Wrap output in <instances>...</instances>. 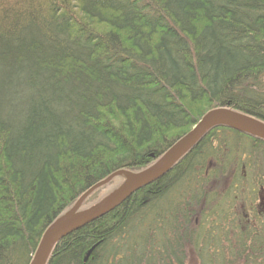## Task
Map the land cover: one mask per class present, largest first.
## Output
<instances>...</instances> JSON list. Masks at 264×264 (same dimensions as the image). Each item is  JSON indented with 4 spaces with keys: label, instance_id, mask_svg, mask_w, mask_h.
<instances>
[{
    "label": "trees",
    "instance_id": "obj_1",
    "mask_svg": "<svg viewBox=\"0 0 264 264\" xmlns=\"http://www.w3.org/2000/svg\"><path fill=\"white\" fill-rule=\"evenodd\" d=\"M219 108L264 122V0H0V264H29L81 195L149 167ZM188 253L264 264L263 140L214 127L46 264Z\"/></svg>",
    "mask_w": 264,
    "mask_h": 264
},
{
    "label": "water",
    "instance_id": "obj_2",
    "mask_svg": "<svg viewBox=\"0 0 264 264\" xmlns=\"http://www.w3.org/2000/svg\"><path fill=\"white\" fill-rule=\"evenodd\" d=\"M217 126L227 127L264 141V122L224 108L209 111L149 167L139 172L117 171L81 195L70 209L44 231L29 264H46L53 247L61 239L110 213L136 191L162 178L197 145L208 131ZM118 177L124 178L120 186L105 196L97 205L82 209L84 201L94 191Z\"/></svg>",
    "mask_w": 264,
    "mask_h": 264
},
{
    "label": "rangeland",
    "instance_id": "obj_3",
    "mask_svg": "<svg viewBox=\"0 0 264 264\" xmlns=\"http://www.w3.org/2000/svg\"><path fill=\"white\" fill-rule=\"evenodd\" d=\"M121 181V182H120ZM122 179L120 178V180H119V182L120 183H122ZM116 183L115 184H113L111 187L109 186L108 188H107V190L108 189H111V188H113V187H115L116 186V184L118 183L117 181H115ZM107 190H105V191H107ZM105 191H102V192H100V193H98L99 195H102ZM186 264H197V261H196V258L193 256V255H191L190 253H188V259H187V263Z\"/></svg>",
    "mask_w": 264,
    "mask_h": 264
}]
</instances>
